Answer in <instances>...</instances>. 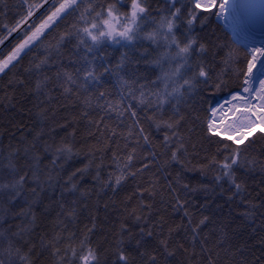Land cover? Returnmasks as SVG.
Returning a JSON list of instances; mask_svg holds the SVG:
<instances>
[{"label": "snow or ice", "instance_id": "obj_1", "mask_svg": "<svg viewBox=\"0 0 264 264\" xmlns=\"http://www.w3.org/2000/svg\"><path fill=\"white\" fill-rule=\"evenodd\" d=\"M45 5L0 0V14L7 20L0 27L5 33L0 45L13 33L17 37L0 58V74L16 69L29 52L43 47L44 55H33L23 70L36 78L37 105L60 90L65 98H75L80 117L86 118L87 135L96 136L85 153L88 162L60 185L62 213L77 217L80 200L91 194L79 188L87 176L97 196H116L129 185L131 191L120 201L119 227L103 254L91 239L95 217L80 235L59 220L41 248L50 250L53 264H109V255L111 264H171L178 251H189L183 243L172 242L182 229L192 247L190 255L217 264L216 249L223 240L209 245V236L201 231L209 217L194 221L189 211L190 194L197 188L182 182L180 171L173 175L170 169L176 164L191 170L189 157H199L198 143L207 141L214 151L198 162L200 173L211 172L212 185L230 192L229 200L244 192L240 174L257 163L248 155L254 142L250 137L264 133V42L250 38L257 5L252 0H45ZM260 7L264 13V5ZM36 9L44 12L38 22ZM69 16L73 19L53 37L55 43L45 44L49 33ZM209 26H214L211 42L205 39ZM224 92L226 97L215 99ZM197 121L199 139L194 142L189 125ZM153 130L162 133V139L155 141ZM41 135L37 133V139ZM35 149V141L24 148L23 164L18 163L19 149L0 155V220L8 216L13 201L26 195L30 181L34 186L27 193L34 198L40 197L45 184L54 183L51 170L40 167L41 155ZM74 149L71 139L62 138L56 145L45 142L43 152L52 155L54 167L62 168L61 160L80 154ZM200 187L207 192L208 186ZM65 194L76 197L67 207ZM25 202L30 210L35 200ZM169 208L183 210L187 222L169 225L165 233L164 213ZM31 231L28 225L0 230V264H34L35 245L27 238Z\"/></svg>", "mask_w": 264, "mask_h": 264}, {"label": "trees", "instance_id": "obj_2", "mask_svg": "<svg viewBox=\"0 0 264 264\" xmlns=\"http://www.w3.org/2000/svg\"><path fill=\"white\" fill-rule=\"evenodd\" d=\"M9 5H19L22 0H7ZM55 0H49V3ZM30 4L45 5V0H28ZM47 5H45L46 9ZM38 13L36 19L44 14L40 9L35 10ZM9 14V19L11 18ZM73 17H66L60 25L49 33L45 44L55 43L53 37L58 36L64 31L66 23ZM215 19V18H213ZM7 20L0 14V27ZM23 27V26H22ZM209 26L208 34L205 39L211 42L215 37L212 35V28ZM222 27V25H221ZM5 33L0 32V36ZM9 39L3 45H0V58L10 51L11 47L17 42L16 34L8 37ZM65 55H67L66 50ZM33 55H44L43 47L33 49L16 69L8 71L7 74H0V155L7 156L9 152L19 149L20 159L18 163H24L23 150L25 147H31L35 141L36 154L41 155L40 167L45 171L51 170L55 178L52 186L44 185V191L40 197L34 198L27 193V189L34 186L31 181L26 186V195L17 198L9 205L8 216L0 220V230L11 227L12 231L17 230V226L28 225L32 228L28 239L35 245L32 252L34 264H53V257L50 250L41 248V241L47 243L48 238L53 234V228L59 220L67 226V230L75 231L80 235L85 225L92 226V218L95 217L96 229L91 239L94 246H98L103 254L114 242V232L117 231L120 219L123 213V206L120 201L124 198L126 192L131 191V185L127 186L116 196L111 192L96 194L94 182L91 176H87L79 185L81 191L91 190V194L86 199H81L77 205V217L75 219L67 218L63 215L60 208L61 202V183L69 173L74 172L76 168L83 167L88 161L85 153L91 145L96 142V136H88V126L86 118L80 117V105L73 97L60 95V90L54 91L53 98L46 101L43 105H37V100L33 89L35 87V76L29 77L24 73V67L28 66L29 60ZM155 55V53H153ZM67 63V60H65ZM53 73L55 69L52 70ZM18 81H23L19 83ZM51 87V85H49ZM228 94L219 93L215 99ZM44 97H41L43 99ZM201 119L205 118L204 113H200ZM193 127L192 139L198 141L199 121L195 122ZM74 136L69 137L68 133ZM42 135L37 139V133ZM264 133H257L250 137L254 142L248 147V155L257 163L250 171L241 173V179L245 184V190L240 197L228 199L230 192H221L219 187L212 185V173L202 175L199 171L198 162L207 152L214 151V146L207 141L198 143L197 150L199 157L192 155L189 157L191 163L185 170L180 165L174 164L170 171L175 174L181 172L182 182L189 183L197 188L195 193H191L189 211L193 220L198 221L203 216H208L206 225L201 226L202 235L209 236V245L215 244L217 239H222V245L216 249L219 252L217 264H264V140L260 139ZM62 138L71 139L75 145V150H79V155L67 161L61 160L63 167H54L51 164L52 155L44 153V143L50 145L58 144ZM153 139L158 141L162 139V133L153 130ZM191 151V149H190ZM6 162V161H4ZM59 173V177H57ZM94 174V173H93ZM43 178V177H42ZM171 178V177H169ZM208 186L207 192L200 186ZM227 188V185L224 186ZM39 191V189H38ZM79 196L77 192L76 197ZM76 197L65 194L63 202L68 206V202ZM35 200L29 206L25 201ZM115 200V203H113ZM86 205V206H85ZM107 205V206H105ZM203 206V207H202ZM0 207H3L0 205ZM27 215H20L21 212ZM33 216L35 222L31 223ZM168 224L165 225V233L169 225L175 227L177 224L186 223L187 218L183 216V210L173 211L171 208L164 213ZM155 214L153 219H155ZM6 220V222H5ZM131 224V221H128ZM67 232L65 233V235ZM183 230L179 235H173V243H183L189 249L187 253L183 250L178 251L172 259L171 264H205L202 256H191L192 247L186 239H183ZM133 245H128L131 248ZM196 252L199 253V242L196 245ZM27 251V246H25ZM214 259H217L215 256ZM112 257L109 255V264Z\"/></svg>", "mask_w": 264, "mask_h": 264}, {"label": "water", "instance_id": "obj_3", "mask_svg": "<svg viewBox=\"0 0 264 264\" xmlns=\"http://www.w3.org/2000/svg\"><path fill=\"white\" fill-rule=\"evenodd\" d=\"M257 5L255 14L253 17V25L250 32V38L256 42L264 41V13H262L261 5H264V0H252ZM227 95V94H226ZM223 95L218 99L226 96ZM216 99V100H218Z\"/></svg>", "mask_w": 264, "mask_h": 264}, {"label": "bare ground", "instance_id": "obj_4", "mask_svg": "<svg viewBox=\"0 0 264 264\" xmlns=\"http://www.w3.org/2000/svg\"><path fill=\"white\" fill-rule=\"evenodd\" d=\"M13 34H14V33H13ZM8 39H9V38H8ZM8 39H7V40H8ZM7 40H6L5 42H7ZM262 42H264V41H262ZM227 95H228V94H227ZM227 95H226V96H227ZM226 96H224V97H226ZM224 97H222V98H224ZM222 98H220V99H218V100H222Z\"/></svg>", "mask_w": 264, "mask_h": 264}]
</instances>
